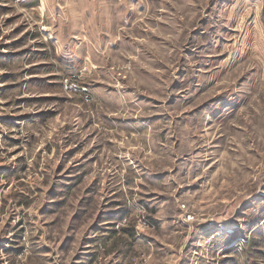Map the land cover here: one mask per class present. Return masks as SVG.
Here are the masks:
<instances>
[{
    "label": "rangeland",
    "instance_id": "obj_1",
    "mask_svg": "<svg viewBox=\"0 0 264 264\" xmlns=\"http://www.w3.org/2000/svg\"><path fill=\"white\" fill-rule=\"evenodd\" d=\"M2 247L264 264V0H0Z\"/></svg>",
    "mask_w": 264,
    "mask_h": 264
},
{
    "label": "built area",
    "instance_id": "obj_2",
    "mask_svg": "<svg viewBox=\"0 0 264 264\" xmlns=\"http://www.w3.org/2000/svg\"><path fill=\"white\" fill-rule=\"evenodd\" d=\"M71 89V88H69ZM6 250V248H0V264H9L10 262L7 261V257L3 254V252Z\"/></svg>",
    "mask_w": 264,
    "mask_h": 264
}]
</instances>
